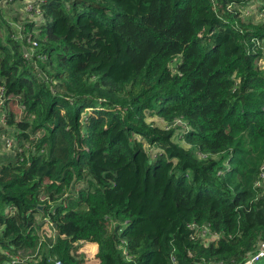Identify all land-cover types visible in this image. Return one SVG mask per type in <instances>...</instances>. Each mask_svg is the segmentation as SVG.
I'll list each match as a JSON object with an SVG mask.
<instances>
[{
    "label": "trees",
    "instance_id": "obj_1",
    "mask_svg": "<svg viewBox=\"0 0 264 264\" xmlns=\"http://www.w3.org/2000/svg\"><path fill=\"white\" fill-rule=\"evenodd\" d=\"M245 7L261 13L264 0H46L25 25L30 57L0 19V111L23 108L0 127V264H84L85 243L99 264L252 259L264 241V22ZM178 121L188 148L173 140ZM40 215L54 242L42 244Z\"/></svg>",
    "mask_w": 264,
    "mask_h": 264
},
{
    "label": "rangeland",
    "instance_id": "obj_2",
    "mask_svg": "<svg viewBox=\"0 0 264 264\" xmlns=\"http://www.w3.org/2000/svg\"><path fill=\"white\" fill-rule=\"evenodd\" d=\"M24 13V8L23 5L20 2H16L15 4H8L5 8H3V10L0 12V19L3 18H7L8 22L7 24L9 25V23H17V24H21L19 21L15 20V17H19L20 15H22ZM259 22V21H258ZM1 23V22H0ZM0 28H3L4 30L8 29L6 25L2 24L0 25ZM0 35L3 37L4 36V31L0 30ZM262 65H264V63H261ZM177 66V62H174L172 64V68H176ZM22 110L23 108L20 106V104L17 101H13L9 104L6 112L5 110H1L0 111V127L2 126H6V118L9 117V115L12 113L15 117L16 120L20 121V119L22 118ZM2 114V115H1ZM147 122L148 123H152L158 127H166V123L164 122V120L158 118V117H152L150 115L147 116ZM176 128V132H175V136L173 138V140L180 144L183 147L188 148L189 146L186 144V142L184 141V139L182 138V134L185 130V124L181 123L180 121H178L175 126ZM12 135H14V133L16 132L15 128H13V131H11ZM139 140H141L140 137H137ZM15 141V140H14ZM16 143V141H15ZM13 144L12 140L8 141V146H6L4 148V152L8 153L10 152V147ZM145 148L148 151L149 155L154 158L158 153H160V150L157 148H150L146 143H145ZM7 156H11V155H7ZM9 161V160H7ZM6 161V162H7ZM82 186L81 183L80 185L78 184L77 187ZM53 206L55 204H52ZM40 219V221H45V226L41 232V242L42 244H45L47 242H49V238H52V241L54 242L56 236H57V232L51 229V225L52 223L50 222L49 218H43V216H38ZM90 243H85L84 245L80 246L79 249V253L82 256V260H84V264H99V260L97 259L95 252L96 250L93 249L92 245L90 247ZM42 250H39V254H41ZM35 254H30L29 255V259L28 261H30V259L34 258ZM41 256V255H40ZM37 257V256H35ZM39 257V255H38ZM35 260V259H34Z\"/></svg>",
    "mask_w": 264,
    "mask_h": 264
},
{
    "label": "built area",
    "instance_id": "obj_3",
    "mask_svg": "<svg viewBox=\"0 0 264 264\" xmlns=\"http://www.w3.org/2000/svg\"><path fill=\"white\" fill-rule=\"evenodd\" d=\"M21 2L24 8V17L21 18L20 23H9V26H11L14 29V32L16 33V38L21 41H26L28 45L30 46V51H26V56L30 57L35 54V49L38 46V42L36 40H33L34 37L31 33H27L25 30L26 23H33V24H39L42 20L43 16V10L42 6L45 4L46 0H0V12L5 8L8 4H15L16 2ZM249 2H255V0H246ZM229 8H233L232 5L229 6ZM244 16H254L257 21L264 22V10L261 11H253L251 8H246L244 11ZM262 174L261 178L262 181H264V166L262 168ZM258 185V184H257ZM260 185V184H259ZM193 228H196V226H193ZM203 236L205 237L208 233L206 229L203 231ZM264 256V241L261 242L259 246L258 252L252 256V259L246 262L245 264H253L256 260L260 259ZM20 261L16 258L12 261V264H18Z\"/></svg>",
    "mask_w": 264,
    "mask_h": 264
},
{
    "label": "crops",
    "instance_id": "obj_4",
    "mask_svg": "<svg viewBox=\"0 0 264 264\" xmlns=\"http://www.w3.org/2000/svg\"><path fill=\"white\" fill-rule=\"evenodd\" d=\"M90 244L92 245L93 249L96 250L95 254H97L98 253V246L96 244H92V243H90Z\"/></svg>",
    "mask_w": 264,
    "mask_h": 264
},
{
    "label": "water",
    "instance_id": "obj_5",
    "mask_svg": "<svg viewBox=\"0 0 264 264\" xmlns=\"http://www.w3.org/2000/svg\"><path fill=\"white\" fill-rule=\"evenodd\" d=\"M25 52H26V50H25ZM42 207H40V209H41Z\"/></svg>",
    "mask_w": 264,
    "mask_h": 264
}]
</instances>
